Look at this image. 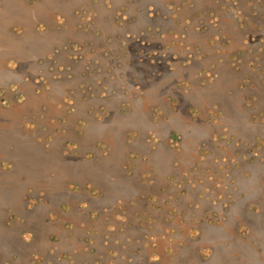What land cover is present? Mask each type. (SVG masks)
<instances>
[{"label":"rangeland","instance_id":"1","mask_svg":"<svg viewBox=\"0 0 264 264\" xmlns=\"http://www.w3.org/2000/svg\"><path fill=\"white\" fill-rule=\"evenodd\" d=\"M0 264H264V0H0Z\"/></svg>","mask_w":264,"mask_h":264}]
</instances>
